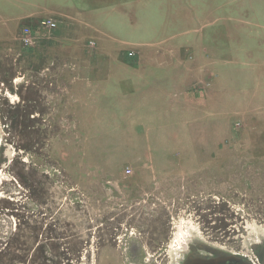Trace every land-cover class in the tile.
I'll return each instance as SVG.
<instances>
[{
    "label": "rangeland",
    "instance_id": "374dc122",
    "mask_svg": "<svg viewBox=\"0 0 264 264\" xmlns=\"http://www.w3.org/2000/svg\"><path fill=\"white\" fill-rule=\"evenodd\" d=\"M32 3L42 15L13 20ZM107 3L0 0V239L21 223L24 250L37 245L24 243L30 231L40 241L38 264H176L183 245L254 255L264 245V0ZM64 4L85 15H56ZM43 19L57 26L41 29ZM25 29L33 45L21 42ZM131 43L163 45L142 53ZM159 54L167 70L141 67L153 86L138 96L167 101L172 114L166 104L133 129L121 106L127 83L104 105L93 79L126 75L111 55ZM80 75L88 85L77 92ZM105 106L119 122L104 119ZM116 227L125 235L115 248ZM160 248L167 254L154 255Z\"/></svg>",
    "mask_w": 264,
    "mask_h": 264
},
{
    "label": "crops",
    "instance_id": "0c3cea01",
    "mask_svg": "<svg viewBox=\"0 0 264 264\" xmlns=\"http://www.w3.org/2000/svg\"><path fill=\"white\" fill-rule=\"evenodd\" d=\"M29 1H37V0H29ZM55 1V0H53ZM106 4H105V8L110 7L109 4L107 3V0H105ZM35 4H31L28 7H25L24 11H19L17 9V11L14 9L13 11H11V14H13L15 16V18L13 19L14 21L16 20H22L31 16H38V15H42L43 13L40 12L36 7L37 6H33ZM65 7H63V9L58 8L57 11L59 12H54L56 15H63V16H67V17H73V16H84L85 13L83 12V10L81 8H76V6L74 5V7H68L66 4H64ZM57 6H59V4L57 3ZM97 9V7L95 8V10ZM42 13V14H40ZM5 13L0 12V18L3 17ZM17 17V18H16ZM33 21V20H32ZM3 23L9 24V21H2ZM3 28H5V26H3ZM133 44V46L135 47H142V53L144 52V48L150 46H156L159 47L161 45H163V43H131ZM199 54H201V57H204V52H200ZM134 58L129 59L127 61H121L119 59V57H115L113 55L109 56V60L112 63H116L119 64L121 67H127V70L125 71L126 75H120V74H113V72H99L95 75L94 80V84L95 86L101 87V93L100 97H98V100L101 102V104L106 105L107 103H109V100L111 99L112 93L113 91L115 92V95H119V89L117 88L119 84L122 85V82H126L127 83V90H125V96L126 99L123 100V102H121V106L124 110H122L123 114L124 112L126 113V119L130 121V125L131 127L134 129L135 127V121L138 122L136 129H146L149 126V122L151 121L150 118H147V113H151L152 111L155 113H158L157 109L160 110L161 107L162 109L166 110V104L169 106V110L166 111H170L172 114V106H170V104L167 101L164 100H159L156 102H153L152 100L149 99V97H143V96H138V94L142 91V87H145L148 91H150L152 89V83L151 81L149 83H145L144 81L147 79L146 75H148L147 73L143 72L141 70V67H143L145 64H151L154 67V70H156L158 68V70L160 69H164L163 67H158L155 64H159V62H161V58H160V54L155 56L153 58V60L151 61V59L147 56V55H139V56H133ZM197 58V59H199ZM98 61L100 63H106L103 61V57H98L97 58ZM173 62L175 63L176 67L179 69V71H183V64L184 61L181 59V57H178L177 54L175 55V57L173 58ZM119 61V63H118ZM121 62V63H120ZM165 70H167V68H165ZM153 73V79L156 77V74L154 72ZM152 79V80H153ZM170 79V78H169ZM74 82H76L75 84V89L77 90V92L79 91L78 87L81 89V85H88L87 82V78L86 75H80L79 77L74 79ZM195 82H189L188 84H186L184 86V90L185 91H190L191 88H193V84ZM93 84V83H90ZM166 84V82L164 83ZM164 84H162L161 86H163ZM155 89V88H154ZM184 92H182L180 94V98L182 101V104L187 105V103L189 102V100H191V97H187L189 96L188 94H190L189 92H185L186 97H184L183 94ZM80 94H79V101H81V99H84V101L86 102V98L83 96L80 98ZM188 101V102H186ZM79 108H77L78 110ZM128 109H132V110H128ZM76 110V108H75ZM86 109L82 110L79 109L78 112H83ZM156 110V111H154ZM111 111V112H109ZM103 112H106L104 114V119L107 118L106 115L108 113H111V119H113V121H118L117 117H121L122 115H117L114 114V111L111 109L109 110L108 106H105L103 108ZM192 112V111H191ZM90 116V114H89ZM130 116V118H128ZM171 116V115H170ZM87 118V115L85 116V119ZM160 122H164V121H172V117H166L164 118V116H160L158 118ZM90 121H92L90 119ZM121 121V120H120ZM122 122V121H121ZM166 123V122H165ZM156 124L158 126H165L164 124ZM81 124V119L79 120V125ZM82 125V124H81ZM138 140L139 141H143V142H147L146 140V133L143 130L142 133H138L137 134Z\"/></svg>",
    "mask_w": 264,
    "mask_h": 264
},
{
    "label": "flooded vegetation",
    "instance_id": "af4514ba",
    "mask_svg": "<svg viewBox=\"0 0 264 264\" xmlns=\"http://www.w3.org/2000/svg\"><path fill=\"white\" fill-rule=\"evenodd\" d=\"M53 223V216L51 217ZM113 220H115L113 218ZM20 227L17 228V224H14V233L8 234L5 237H2L0 240V264H22V261L28 260L35 261L34 264H38L39 257L38 254L40 251L37 247L40 245V241L38 242V237L34 232L30 231L31 238H27L24 243L29 246L32 243H37L35 249H31L27 247L25 250L23 248V237H20L22 232H20ZM53 225L51 226V228ZM116 233L113 232L111 234V238L115 242V248L118 246L117 241L121 242V237H124L122 232H119L118 228H114ZM49 238L45 242H47V246H49V242H53V231L47 232ZM208 238H213V235L206 234ZM9 236V237H8ZM41 238L43 236L41 235ZM44 242V243H45ZM117 243V244H116ZM37 249V250H36ZM36 250V256L33 255L34 251ZM23 251H31L30 259L27 257H22ZM54 252V249H51ZM162 251V252H159ZM49 252V249L47 250ZM254 255L245 254L242 251H234V250H227L225 251H206L201 248L200 245H189V247H182L180 251V255L178 258V262L176 264H204L203 261H209L211 264H264V245H258L255 250H253ZM157 256H163L167 254V250L160 248L158 251L153 253ZM148 255V253H147ZM162 262L160 261L161 264Z\"/></svg>",
    "mask_w": 264,
    "mask_h": 264
},
{
    "label": "built area",
    "instance_id": "2783aa9c",
    "mask_svg": "<svg viewBox=\"0 0 264 264\" xmlns=\"http://www.w3.org/2000/svg\"><path fill=\"white\" fill-rule=\"evenodd\" d=\"M40 26L41 29L52 30L57 26V24L55 21L51 19H43L42 21H40ZM31 32L32 31L30 29H25L23 36L21 38L22 40L21 42L26 46H30L36 43L35 42L36 36L32 35Z\"/></svg>",
    "mask_w": 264,
    "mask_h": 264
},
{
    "label": "bare ground",
    "instance_id": "6f19581e",
    "mask_svg": "<svg viewBox=\"0 0 264 264\" xmlns=\"http://www.w3.org/2000/svg\"><path fill=\"white\" fill-rule=\"evenodd\" d=\"M0 149H1V138H0ZM7 155H9L8 157H10L11 155H12V152L11 153H9V152H7ZM3 195L1 194L0 195V197H2ZM4 198V197H3ZM179 245H180V243H179ZM177 246H178V243H177ZM186 248L187 247V245H183V248ZM180 249H181V247H180Z\"/></svg>",
    "mask_w": 264,
    "mask_h": 264
},
{
    "label": "water",
    "instance_id": "95a60500",
    "mask_svg": "<svg viewBox=\"0 0 264 264\" xmlns=\"http://www.w3.org/2000/svg\"><path fill=\"white\" fill-rule=\"evenodd\" d=\"M204 264H211L209 261H203Z\"/></svg>",
    "mask_w": 264,
    "mask_h": 264
}]
</instances>
